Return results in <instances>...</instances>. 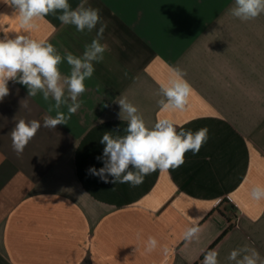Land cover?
Here are the masks:
<instances>
[{"label":"crops","instance_id":"1","mask_svg":"<svg viewBox=\"0 0 264 264\" xmlns=\"http://www.w3.org/2000/svg\"><path fill=\"white\" fill-rule=\"evenodd\" d=\"M81 0H69L75 9ZM107 25L104 59L85 80L81 107L67 125L44 127L55 101L9 81L0 100V264H202L213 249L219 264L247 245L264 260V13L248 21L231 14L234 0H87ZM49 14L27 34L82 56L100 27L79 32ZM23 30L0 0V39ZM179 68L193 91L184 111H161L160 85ZM70 74L66 60L59 65ZM127 73V75H125ZM138 108L147 127L170 119L179 131L208 128L198 154L185 153L175 170L142 184L104 183L89 172L103 167L105 132L124 135L126 113L116 98ZM24 105H27L25 107ZM60 111L68 115L67 106ZM41 127L21 154L11 131L19 120ZM113 178L109 176L111 181ZM201 231L184 238L187 227ZM149 236L157 248L146 252ZM240 258V257H238Z\"/></svg>","mask_w":264,"mask_h":264},{"label":"clouds","instance_id":"2","mask_svg":"<svg viewBox=\"0 0 264 264\" xmlns=\"http://www.w3.org/2000/svg\"><path fill=\"white\" fill-rule=\"evenodd\" d=\"M14 9V15L23 30L14 38L7 35L0 39V100L9 95L8 82H18L28 89V96L35 97L42 93L43 99L51 97L55 104L49 107L55 116L43 117L44 127L55 128L57 125H67L71 114H75L81 107L79 97L87 90L85 80L92 77L95 69L94 62L104 59L107 45L102 44L103 34L107 25L101 21L99 10L86 7L87 0H81L73 9L69 0H4ZM64 25H73L76 30L91 32L100 27L96 38L85 45L82 56H74L65 51L63 57L53 46L44 40L31 38L27 34L36 27L34 21L43 19L49 14L56 15ZM264 13V0H234L231 14L248 21ZM66 60L70 66V74L62 75L59 65ZM127 75V73H125ZM185 73L179 68L171 69L167 83L160 85L158 95L163 96L158 101L161 111H184L193 91L191 85L184 79ZM116 103L121 108V114L126 113L127 127L124 135H113L105 132L100 139L104 145L102 156L97 160L103 161V167L98 170L89 169L90 174L98 176L104 183L130 184L136 187L143 183L145 176L159 170L167 172L175 170L185 162V153L191 151L193 155L199 153L201 147L208 140V128H200L196 132L177 130L170 119H159L152 128L146 126L139 114L138 108L130 103L126 97L119 96ZM62 105L67 106L68 115L60 111ZM27 107V105H24ZM41 124L37 120H19L11 131L12 147L17 154H21L35 136ZM109 176L113 179L110 181ZM250 197L254 201L264 200V185L251 188ZM201 229L198 226L187 227L183 235L186 240L197 237ZM158 246L155 237L149 236L146 252L151 253ZM240 257V258H238ZM235 264H264L255 248L247 245L234 249L227 257ZM202 264H219L216 250L204 254Z\"/></svg>","mask_w":264,"mask_h":264},{"label":"trees","instance_id":"3","mask_svg":"<svg viewBox=\"0 0 264 264\" xmlns=\"http://www.w3.org/2000/svg\"><path fill=\"white\" fill-rule=\"evenodd\" d=\"M230 229H231V226L230 227H228L221 235H220V237L208 248V250L207 251H210V250H213L225 237H226V235L229 233V231H230ZM206 251V252H207ZM205 252V253H206ZM204 253V254H205ZM204 254H203V256H202V258L201 259H203L204 258Z\"/></svg>","mask_w":264,"mask_h":264}]
</instances>
